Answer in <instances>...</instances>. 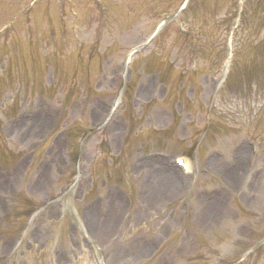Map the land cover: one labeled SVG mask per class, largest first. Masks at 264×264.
I'll use <instances>...</instances> for the list:
<instances>
[{
	"label": "rangeland",
	"instance_id": "obj_1",
	"mask_svg": "<svg viewBox=\"0 0 264 264\" xmlns=\"http://www.w3.org/2000/svg\"><path fill=\"white\" fill-rule=\"evenodd\" d=\"M263 4L0 0V264H264Z\"/></svg>",
	"mask_w": 264,
	"mask_h": 264
},
{
	"label": "bare ground",
	"instance_id": "obj_2",
	"mask_svg": "<svg viewBox=\"0 0 264 264\" xmlns=\"http://www.w3.org/2000/svg\"><path fill=\"white\" fill-rule=\"evenodd\" d=\"M38 127V126H37ZM42 130L44 129L43 128V126H42V128H41ZM139 164H141L140 162H139ZM146 164H148V165H146V166H149V164L150 163H146ZM176 167V166H175ZM139 168V167H138ZM154 168V167H153ZM150 169V170H152V171H155L154 169ZM178 168V167H177ZM177 168H174V167H166V168H159V170L156 172V173H167V175H164L163 177H160V179H163L165 182H163V183H165L166 185L167 184H170L171 186H174V187H176V178H177V173H176V170H177ZM162 169V170H161ZM179 169V168H178ZM161 170V171H160ZM176 173V174H175ZM169 179V180H168ZM174 189V188H173ZM166 194V193H165ZM114 223L113 224H108V225H106V226H104V227H106L105 228V232L104 231H102V230H100L99 229V232H100V234H103L101 237H103L104 235H107L108 234V236L109 235H111V233H112V231H114V230H116L117 228H114Z\"/></svg>",
	"mask_w": 264,
	"mask_h": 264
},
{
	"label": "trees",
	"instance_id": "obj_3",
	"mask_svg": "<svg viewBox=\"0 0 264 264\" xmlns=\"http://www.w3.org/2000/svg\"><path fill=\"white\" fill-rule=\"evenodd\" d=\"M263 7H264V4H263ZM241 16H242L243 24H244V21H245V18H246V9H245V7L243 8ZM105 151H106L105 153L108 154V151L107 150H105Z\"/></svg>",
	"mask_w": 264,
	"mask_h": 264
}]
</instances>
